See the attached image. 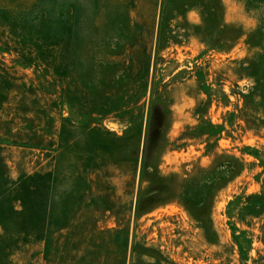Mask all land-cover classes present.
Segmentation results:
<instances>
[{
    "label": "rangeland",
    "instance_id": "obj_1",
    "mask_svg": "<svg viewBox=\"0 0 264 264\" xmlns=\"http://www.w3.org/2000/svg\"><path fill=\"white\" fill-rule=\"evenodd\" d=\"M0 264H264V0H0Z\"/></svg>",
    "mask_w": 264,
    "mask_h": 264
}]
</instances>
